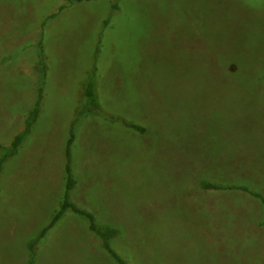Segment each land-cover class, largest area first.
Listing matches in <instances>:
<instances>
[{
    "label": "rangeland",
    "instance_id": "374dc122",
    "mask_svg": "<svg viewBox=\"0 0 264 264\" xmlns=\"http://www.w3.org/2000/svg\"><path fill=\"white\" fill-rule=\"evenodd\" d=\"M38 41L47 83L0 177V264L30 263V240L62 201L69 127L94 67L98 106L71 147L73 202L117 231L111 245L129 264H264V205L227 188L264 195V0H0L3 144L35 98ZM31 264L117 263L68 211Z\"/></svg>",
    "mask_w": 264,
    "mask_h": 264
},
{
    "label": "trees",
    "instance_id": "16d2710c",
    "mask_svg": "<svg viewBox=\"0 0 264 264\" xmlns=\"http://www.w3.org/2000/svg\"><path fill=\"white\" fill-rule=\"evenodd\" d=\"M80 1V0H78ZM118 8L117 4L112 5V11ZM109 22V18L105 19L104 24ZM37 56H38V79L36 82V94L31 107L28 109L23 120V128L17 132L8 144H3L0 142V177L3 172L5 164L15 155L18 154L19 150L23 144L28 140L32 128L41 114V104L44 98V89L47 83V71L48 67L46 64V56L44 53V48L41 41L37 43ZM94 71L95 67L92 69L89 75V79L86 83L84 93L82 96V101L76 112L75 117L72 119L69 127V134L65 144L64 149V172L66 176L65 191L58 208L51 215L49 223L41 230V232L32 238L28 244V249L30 252V263L33 261V256L35 253V247L39 240L44 237L47 231L52 228L68 211H72L78 215L85 217L89 223V229L96 234L102 244V247L110 254V256L115 260L117 264H129L111 245V239L117 234L114 228H102L100 227L95 219V215L92 212L86 211L78 207L71 199L72 190L76 186V179L72 171V151L71 147L74 141V130L75 126L79 120L86 114L91 113L97 109V100L95 96V85H94ZM134 129L142 130L138 125H131ZM202 185L206 189L220 190L225 187L219 184L203 181ZM227 188H237L250 193L253 197H256L264 205V195L251 190L246 185L232 186Z\"/></svg>",
    "mask_w": 264,
    "mask_h": 264
}]
</instances>
